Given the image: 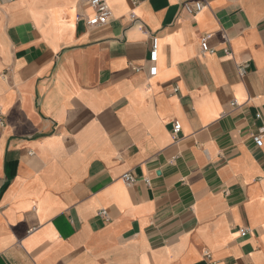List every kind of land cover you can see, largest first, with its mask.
Segmentation results:
<instances>
[{
  "label": "crops",
  "instance_id": "obj_1",
  "mask_svg": "<svg viewBox=\"0 0 264 264\" xmlns=\"http://www.w3.org/2000/svg\"><path fill=\"white\" fill-rule=\"evenodd\" d=\"M82 1L0 0V264H264V0Z\"/></svg>",
  "mask_w": 264,
  "mask_h": 264
},
{
  "label": "built area",
  "instance_id": "obj_2",
  "mask_svg": "<svg viewBox=\"0 0 264 264\" xmlns=\"http://www.w3.org/2000/svg\"><path fill=\"white\" fill-rule=\"evenodd\" d=\"M13 1V0H10ZM133 5H138L140 0H130ZM81 7L85 9L91 10V14L84 16L82 13H78L76 20L77 22H83L87 28H97L102 27L111 21L113 17L112 8L110 7L107 0H83L81 3ZM183 7L185 10L193 15L196 16L197 14L201 13L208 7V1L207 0H188L183 3ZM131 18L135 20L134 15H131ZM152 39V50L150 53V59L148 61V74L150 77H154L157 74L158 68H157V61H158V39L151 35ZM202 52L204 54L206 53H212L213 50L209 48L208 46V39L203 38L202 39ZM229 50H227L228 52ZM136 71H139V68H134ZM177 91V88L175 89ZM233 106L238 107L239 103L235 100L233 102ZM6 127V119L5 115L0 107V137L2 136V133ZM181 124L179 122H175L174 124V135H178L181 132ZM253 141L257 148H262L264 140H263V134L259 133L256 136H254ZM123 181L127 185H132L134 182H136V179L133 175L130 173L125 174L122 177ZM148 186H150V181L148 179L144 180ZM99 215L103 217H107V211L102 210ZM249 229H242L240 231V234L242 237H246L249 234Z\"/></svg>",
  "mask_w": 264,
  "mask_h": 264
}]
</instances>
